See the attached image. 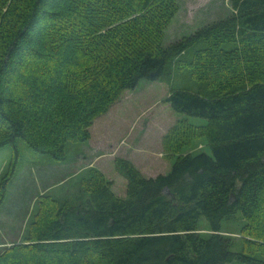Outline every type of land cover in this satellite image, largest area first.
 Listing matches in <instances>:
<instances>
[{"label": "trees", "instance_id": "1", "mask_svg": "<svg viewBox=\"0 0 264 264\" xmlns=\"http://www.w3.org/2000/svg\"><path fill=\"white\" fill-rule=\"evenodd\" d=\"M176 11V0H0V149L13 150L0 203L29 164L21 144L34 165L62 163L141 80L188 68L199 83L166 98L185 114L165 135L168 173L116 158L124 198L99 170L76 174L39 196L0 264H264V0H232L226 18L165 47ZM198 137L210 152H181ZM238 215L256 240L233 251L222 222Z\"/></svg>", "mask_w": 264, "mask_h": 264}, {"label": "rangeland", "instance_id": "2", "mask_svg": "<svg viewBox=\"0 0 264 264\" xmlns=\"http://www.w3.org/2000/svg\"><path fill=\"white\" fill-rule=\"evenodd\" d=\"M176 3L177 11L166 29L165 47L184 36H191L212 22L226 18L232 11V0H176ZM192 55L190 50L185 58ZM198 86L188 68L182 71L174 68L164 79L141 80L135 89L124 91L119 102L94 122L92 138L88 142L69 145L70 153L62 163L51 164L43 156L44 164L34 165L32 159L39 158H33L29 149L21 144L25 149L21 151L25 152L24 157L29 158V164L14 177L5 200L0 203V253L21 242L27 219L39 196L65 181L72 183L90 168L101 171L112 182L116 195L122 198L127 193V181L116 170V158H129L145 177L168 173L176 155L175 152L174 156L170 154L173 149L165 142V135L175 124L184 120L185 114L176 112L166 98L173 89L194 91ZM189 122L196 126L207 123L204 119L191 117ZM183 147V153L210 152L205 137L194 138ZM12 155L10 146L0 149V179L8 169ZM245 225L246 220L242 215L222 222L223 233L234 241L233 251L252 247L247 241L256 240L243 231ZM198 229L205 236L210 234L206 218L200 219Z\"/></svg>", "mask_w": 264, "mask_h": 264}, {"label": "crops", "instance_id": "3", "mask_svg": "<svg viewBox=\"0 0 264 264\" xmlns=\"http://www.w3.org/2000/svg\"><path fill=\"white\" fill-rule=\"evenodd\" d=\"M92 134V133H91ZM92 138V137H91ZM129 159V158H128ZM132 161V160H131ZM136 165V164H135ZM159 174H161V173H158L157 175H159ZM163 174H165V173H163ZM157 175H155V176H157ZM155 176H149V177H155Z\"/></svg>", "mask_w": 264, "mask_h": 264}]
</instances>
